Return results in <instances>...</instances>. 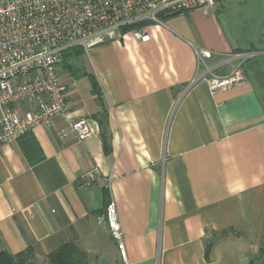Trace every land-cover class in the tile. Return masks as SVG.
Instances as JSON below:
<instances>
[{"label": "crops", "instance_id": "0c3cea01", "mask_svg": "<svg viewBox=\"0 0 264 264\" xmlns=\"http://www.w3.org/2000/svg\"><path fill=\"white\" fill-rule=\"evenodd\" d=\"M146 33V43L125 35L81 53L82 85L73 76L81 54L58 68L72 84L66 118H85L92 137L75 140L55 116L29 132L38 162L21 139L0 148V251L32 247L46 264L48 253L73 243L92 264H126L97 222L107 191L127 264L255 260L264 238V51L245 65L246 84L211 95L206 82L191 85L202 71L197 49L215 54L208 66L245 49L216 13L172 16Z\"/></svg>", "mask_w": 264, "mask_h": 264}, {"label": "built area", "instance_id": "2783aa9c", "mask_svg": "<svg viewBox=\"0 0 264 264\" xmlns=\"http://www.w3.org/2000/svg\"><path fill=\"white\" fill-rule=\"evenodd\" d=\"M223 0H0V148L18 141L34 127L48 125L55 116L77 141L94 135L85 118L67 119L69 86L58 68L66 52L88 54L105 42L125 35L146 43L149 26H162L166 18L201 10L205 15ZM202 71L191 82L207 84L215 95L247 83L244 63L257 52L218 55L197 49ZM67 132H59L61 138ZM95 173L83 177V186ZM116 242L124 263L123 235L115 205L110 202L97 218Z\"/></svg>", "mask_w": 264, "mask_h": 264}, {"label": "rangeland", "instance_id": "374dc122", "mask_svg": "<svg viewBox=\"0 0 264 264\" xmlns=\"http://www.w3.org/2000/svg\"><path fill=\"white\" fill-rule=\"evenodd\" d=\"M219 7L221 8L218 9L217 6L214 8V13L230 39L239 41L245 47L244 51L264 49V0H223ZM256 56L244 63V70L245 65ZM74 65L78 67L77 72L73 73L74 79L82 85L85 80H88V77L83 75V72L87 73V56L79 55L74 59ZM33 261L36 264H44L42 258L38 256H35Z\"/></svg>", "mask_w": 264, "mask_h": 264}, {"label": "trees", "instance_id": "16d2710c", "mask_svg": "<svg viewBox=\"0 0 264 264\" xmlns=\"http://www.w3.org/2000/svg\"><path fill=\"white\" fill-rule=\"evenodd\" d=\"M219 8L221 7L218 6V9ZM259 51H264V50L262 49V50L244 51L240 49L234 51V53H249V52L256 53ZM71 53H75L76 55H79L82 52L80 50H73L70 52H66L63 55L64 63H66V58ZM244 71L246 75V70ZM89 79L91 86L94 90L95 82L91 76H89ZM101 138L103 141V148L105 152H108L109 146L106 142V139L104 137ZM20 139H21L20 141L21 149L24 155L26 156V158L29 160V162L31 163L38 162L41 159V156L39 154L38 146L36 145L31 135L27 133L24 136H22ZM103 202H104V212H105L107 205L110 203V199L107 191H104L103 193ZM34 257H35V251L32 247H28L26 250L16 255H11L6 251H0V264H35L33 261ZM45 262L46 264H92L89 262L86 253L73 243L65 244L57 248L56 250L48 253L45 256ZM251 264H264V238H263V243L259 249L258 255L255 258V260L251 262Z\"/></svg>", "mask_w": 264, "mask_h": 264}]
</instances>
